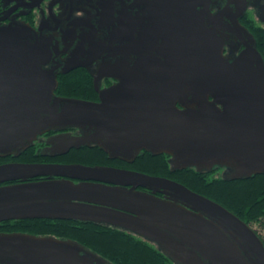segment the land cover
Segmentation results:
<instances>
[{
    "label": "water",
    "instance_id": "water-1",
    "mask_svg": "<svg viewBox=\"0 0 264 264\" xmlns=\"http://www.w3.org/2000/svg\"><path fill=\"white\" fill-rule=\"evenodd\" d=\"M251 1L97 0L101 15L118 17L96 28L75 20L60 37L44 26H0V156L18 157L44 133L78 129L48 138L43 155L97 146L128 163L147 151L168 155L174 170L220 167L229 180L264 175V60L239 20ZM228 42L244 46L232 59ZM99 58L97 101L56 94L59 75ZM104 76L117 83L101 89ZM11 181L21 182L0 186V223L108 224L158 244L179 264H264V243L247 223L169 178L81 163L1 164L0 184ZM0 264L112 263L72 239L2 232Z\"/></svg>",
    "mask_w": 264,
    "mask_h": 264
},
{
    "label": "trees",
    "instance_id": "trees-1",
    "mask_svg": "<svg viewBox=\"0 0 264 264\" xmlns=\"http://www.w3.org/2000/svg\"><path fill=\"white\" fill-rule=\"evenodd\" d=\"M251 31L258 40L259 48L264 46V29L257 27L251 28ZM260 50L263 52L261 48ZM56 94L83 100L98 98L92 79L84 69L60 75ZM39 149V143L33 144L20 154L18 161L23 163L53 161L48 156L44 157ZM169 158L166 154L155 156L143 151L134 162L122 161L120 166L175 180L221 204L248 225L264 219V175L229 180L217 174L221 170L220 167L201 172L195 168L174 170ZM54 161L99 165L111 159L99 147L92 146L73 149L66 155L56 157ZM2 232H24L36 236L72 239L95 251L112 264H173L168 257L143 238L121 228L106 227L100 223L52 219L10 220L0 223V233Z\"/></svg>",
    "mask_w": 264,
    "mask_h": 264
},
{
    "label": "flooded vegetation",
    "instance_id": "flooded-vegetation-1",
    "mask_svg": "<svg viewBox=\"0 0 264 264\" xmlns=\"http://www.w3.org/2000/svg\"><path fill=\"white\" fill-rule=\"evenodd\" d=\"M97 0H0V26H5L9 24H21V25H28L36 30H38L40 27L44 26V32L47 34H58L61 35L62 29L68 25H70L75 20H80L83 18H88L89 26L96 28L97 24L104 20L113 17H118V14H104L101 15L100 11L102 9V5L96 4ZM222 7V4L218 6L212 7V12L216 13L219 11V9ZM134 15V14H133ZM124 17V15L119 14V18ZM241 24L244 25L246 28L249 29V31L254 35V33L251 31V28H261L264 29V0H252L250 4L247 7V10L244 12V15L239 19ZM255 37V35H254ZM256 39V37H255ZM128 42L123 43V45H126ZM257 49L261 53L263 60H264V46L262 45L260 48L263 50V52L260 50L258 45V40L256 39ZM62 45V43H61ZM76 46V44L72 45ZM113 49L114 53L116 55V58H121L124 56V52L122 51V45L120 42L113 43ZM73 47V48H74ZM63 48V46H61ZM73 48H70L67 53L61 54L59 61L63 58L67 57L69 53L73 51ZM244 48L243 45H241L239 42H231L227 43L224 47V55L228 56V58H234L237 56L241 50ZM117 54V52H119ZM133 53V52H131ZM114 57H111L110 54H106V60H113ZM102 59H95L93 63L89 65V67H80L78 69H84L89 76L92 79L93 82V74H97L99 72L100 65H101ZM77 70V69H76ZM74 71V70H73ZM72 72V71H71ZM69 72V73H71ZM67 73V74H69ZM65 75V74H64ZM60 76V75H59ZM100 85L99 87L101 89L107 88L112 86L113 84L117 83V80L115 78L111 77H102L99 81ZM94 87V85H93ZM98 100V98H97ZM96 100V101H97ZM61 133H70L72 135L79 134L78 129H68L64 132H55L50 131L47 133H44L38 137V139L33 143H39L40 144V152L43 153L47 149V140L51 136L61 134ZM32 144V145H33ZM45 150V151H44ZM71 149L70 151H72ZM69 151V152H70ZM68 152V153H69ZM67 154V153H66ZM64 154V155H66ZM43 155V154H42ZM20 156V155H19ZM18 156V157H19ZM44 156V155H43ZM58 156H48L53 161H48L44 163H62L54 161L56 157ZM18 157L15 155H9L6 157L0 156V162L1 164L5 163H11V162H20L18 161ZM47 157V156H44ZM74 163V162H72ZM72 163H63V164H72ZM120 163H123L122 160L119 161V159H111V161L106 162L104 164H99L101 166H110V167H116L121 169H128L129 168H123L121 167ZM117 164V165H115ZM93 166V165H91ZM221 176L225 177L227 174V171L224 168H221L220 170ZM60 177H52L51 179H59ZM47 177H36L33 179H30L31 181H40V180H47ZM75 183L81 182L80 180L74 179ZM21 181H11V182H5L3 184H0V186L19 183ZM97 183V182H95ZM130 189V187H127V189L124 188L125 191ZM137 191L141 192H148L150 191L144 189V188H137ZM156 196L158 198H161L166 201H171L169 197H166L162 195L161 193H156ZM179 204V203H178ZM106 227L115 228L111 225L104 224ZM250 226V225H249ZM251 227V226H250ZM252 228V227H251ZM253 229V228H252ZM124 230V229H122ZM126 231V230H124ZM130 232V231H128ZM256 232V231H255ZM132 233V232H130ZM134 234V233H133ZM136 235V234H135ZM258 235V234H257ZM259 236V235H258ZM261 238V237H260ZM261 240L264 243V240L261 238ZM151 244L159 250L162 254H164L168 259L171 260L173 264H179L175 260H173L172 257L169 255H166L161 249L160 246L156 243Z\"/></svg>",
    "mask_w": 264,
    "mask_h": 264
},
{
    "label": "rangeland",
    "instance_id": "rangeland-1",
    "mask_svg": "<svg viewBox=\"0 0 264 264\" xmlns=\"http://www.w3.org/2000/svg\"><path fill=\"white\" fill-rule=\"evenodd\" d=\"M217 174L221 175L220 172H218ZM250 226L253 228L254 231H256L259 237L264 240V219L259 222H253Z\"/></svg>",
    "mask_w": 264,
    "mask_h": 264
}]
</instances>
